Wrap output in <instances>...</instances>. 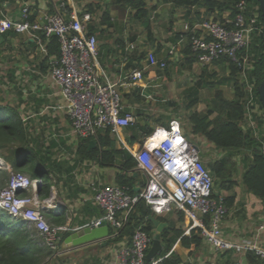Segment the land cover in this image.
<instances>
[{"label":"trees","instance_id":"1","mask_svg":"<svg viewBox=\"0 0 264 264\" xmlns=\"http://www.w3.org/2000/svg\"><path fill=\"white\" fill-rule=\"evenodd\" d=\"M26 2L27 0H20ZM49 14H53L55 9L63 4L60 11L68 15L71 11L66 0H59L58 3H52V0H45ZM241 2L245 4V17L247 23L251 19H255L252 25L254 31L251 33V41L248 46L239 52V63H234L228 58H220L213 62L218 67L221 77L215 72H207L206 67L202 68L201 76L195 83V86L188 91L186 99L188 100L185 109L189 112L185 115L183 121L177 119L182 127V131L187 134L190 140L202 150V147L211 145L210 152L203 151L201 159L206 165L213 179V197H224V203L228 211L231 210L236 201V194L233 192L237 186L254 196L256 199L264 203V138L261 136L254 137V131L251 128L242 127L244 118L246 117V101L248 97L247 86H252L253 98L258 110L263 113L264 109L259 100L258 89L264 82V18L261 16V10L258 0H174L175 7L191 9L192 7L204 8L205 17H211L216 14L215 22L224 23L222 15L229 13L230 20L237 13V5ZM115 7L123 10L129 9V17L131 20L142 24L147 33H150L149 11L146 8L144 0H114ZM38 4L30 6L31 16L28 21L34 22L37 18ZM86 12L92 14L94 10L100 9L99 5L89 4ZM89 8V9H88ZM94 9V10H93ZM82 16H80L81 18ZM208 20V19H207ZM205 20L204 17L197 16L195 24H200ZM109 16L103 12L101 14L100 24L111 26L109 24ZM194 23L189 22L187 25L184 38L186 44L180 52L183 61L182 64L166 63L162 74L170 78L174 70L176 74L182 71H190L193 64L197 63L196 53L191 48L190 38L193 35H199V32L193 29ZM113 26H116L114 23ZM86 32L89 36L96 33L95 24L90 19L86 25ZM39 41H28V47L32 51H39L41 45H46V55H42V59L37 64L38 75L35 81L40 77L48 74L50 70V59L58 57L59 44L55 36L45 38L42 32H37ZM2 37V36H1ZM20 39L19 35L8 32L3 35L2 46H9V39ZM179 39V36H177ZM173 41L175 44L178 39ZM134 42V37L128 38V43ZM120 54L123 59L127 60L128 69H141L140 62L145 59V53L133 49L126 53L124 41L117 40ZM99 53V52H98ZM99 55V54H98ZM248 56V63L245 64L243 57ZM126 68V69H127ZM19 69L9 68L7 70L6 80L9 87L14 86L16 74ZM25 74V72H23ZM215 79L207 82V78ZM245 81H244V79ZM208 88L212 93V98L207 104L205 111L200 113L193 110L199 103V90ZM17 88L14 86L13 88ZM131 92L132 102L141 104L144 98L141 96L140 88L134 87ZM18 104L2 105L0 99V155L11 166L14 172L25 170V174L31 179H38L43 184L41 187V196L43 198L50 197L51 180L50 174L53 173L55 163L51 154L44 151L40 146V139L36 133H32L29 127V121H25L21 116L19 106H23L25 100L22 99L23 91L18 89ZM129 95H122L127 100ZM35 113H39L40 108L45 103L44 99L33 97ZM130 99V98H129ZM174 106L173 103H168ZM176 107V106H175ZM126 112H132L135 117V124L126 131V141L130 144L142 143L149 136L154 128L149 125L151 117L143 115L139 108H133L125 105ZM176 118L158 117L154 120L159 126L168 127L169 123ZM29 120V119H28ZM253 120L257 124V128H262L264 119L260 116H253ZM95 141L96 146L89 149V142ZM209 148V147H208ZM220 152L222 155L217 157L214 153ZM201 153V152H200ZM76 163H92L99 168H107L115 170L114 185L126 188L132 196L137 194L132 191L133 187L144 185L141 179V171L137 169V163L131 154L122 148L114 135L109 129L97 130L94 137L77 138V146L75 151ZM239 176V180L236 177ZM1 183L6 180L5 173H0ZM91 208V206H90ZM91 214L99 217L104 215L103 211L97 206H92ZM179 219L182 221V214L178 213ZM67 212L62 210L58 214H47L45 217L51 225H65ZM155 215L150 206L143 200L132 207L128 213L126 220L121 229L114 230L109 228V235L114 236L109 240V244L124 242L129 244L133 233L140 229L144 231L150 239L153 235V225L149 217ZM158 219V218H157ZM160 220V219H159ZM90 221H83L81 226L89 225ZM72 231L61 233V242L70 235ZM182 230L174 229L170 223L165 228L160 239L163 242V249L156 258H162L161 264H183L178 255L171 253L172 246L176 240H180L181 246L194 252L199 249L205 242L198 229L192 230L189 234L184 235ZM234 251H226L232 254ZM244 259L247 264H264V260L255 255L252 251L244 252ZM0 264H63V258L57 256L55 252L42 247L40 239L34 231L26 229L19 222L11 221L5 212L0 210ZM189 264V263H184Z\"/></svg>","mask_w":264,"mask_h":264},{"label":"built area","instance_id":"2","mask_svg":"<svg viewBox=\"0 0 264 264\" xmlns=\"http://www.w3.org/2000/svg\"><path fill=\"white\" fill-rule=\"evenodd\" d=\"M62 7L63 4L59 5L53 14L43 12L30 23V5L25 4L18 20L0 19V36L13 32L28 35L35 42L39 41L37 32H42L45 38L55 36L59 55L50 59L48 76L58 88L63 105L57 108L65 111L72 134L77 138H88L94 137L97 130L109 129L118 137L135 124L132 112L125 111L120 89L141 86L143 73L134 70L121 82H101L97 68L98 42L85 28L90 16L84 14L80 18L75 10L66 15L60 11ZM244 12L245 4L241 2L231 20L224 23L207 20L199 24V35L190 38L197 63L211 65L223 57L239 63V52L248 46L255 24V19L247 23ZM130 49H133L132 45ZM39 50L46 55L45 44ZM146 65L163 70L166 63L158 60L154 53H148ZM247 92L246 118L253 128L252 115L257 113L258 107L251 85L247 86ZM121 143L135 159L137 169L145 175L146 181L136 196L115 185L94 187L92 201L104 215L89 225L105 223L114 230L121 229L132 207L138 200H143L156 215L170 210L181 213L186 222L184 234L200 230L204 241L217 252L252 251L264 260V248L256 243H235L223 237L221 224L229 212L224 197H213L212 176L200 157L199 148L186 138L179 121L172 120L168 127L156 126L136 146ZM2 166L0 157V173L5 170ZM42 184L22 172H10L4 183L0 178V210L11 221L34 231L42 247L57 252L61 233L71 229L68 225L56 226L48 222L45 213L57 204L54 197L41 196ZM260 230H264V219ZM150 245V237L144 231L136 230L131 242L115 251V264H161L162 258L146 262Z\"/></svg>","mask_w":264,"mask_h":264},{"label":"crops","instance_id":"3","mask_svg":"<svg viewBox=\"0 0 264 264\" xmlns=\"http://www.w3.org/2000/svg\"><path fill=\"white\" fill-rule=\"evenodd\" d=\"M173 1L144 0L146 8L149 11L150 19V33H147L146 28L142 24L130 19L129 9L123 10L120 7H115L113 5L114 0H66L69 8L75 10L79 17L88 14L86 7L89 4L99 5L100 9H93L95 12L88 15L96 27V33L94 35L98 42L99 55L97 68L100 80L103 83L121 82L132 71L140 70L143 73V82L139 88L144 101L141 104H136L134 101H131L133 88L123 87L120 90L122 95L130 96V99H124L125 105L131 109L139 108L145 116L152 115L153 104L165 102L164 96L157 97L156 95L158 91L162 90V84H165V80L173 81L172 75L170 78H167L159 69L147 67V54L154 53L158 60L179 66L183 61L180 52L186 44L184 34L186 33L187 28L185 27H187L188 23H196L198 15L204 17L205 20L208 19L211 21H214L212 19L217 16L214 14L211 17H205L206 11L200 7H192L191 9L175 7ZM58 2L59 0H52V3ZM25 4L30 6L34 4L39 5L37 19L43 12L48 13L47 2L45 0H27L26 2L20 0H0V19L10 18L18 20L21 9ZM103 12L110 18L109 24L111 26L109 27L108 24H100L101 14ZM222 19L223 21L230 20L229 13L225 12L222 15ZM114 23L116 26H113ZM195 23L193 29L199 32L197 30L199 24ZM131 36L134 37V42L128 43V38ZM177 36H179V39ZM2 37L0 36V44L3 43ZM19 37L20 39H9L10 45L0 48V65L8 69L21 68L25 74L23 73L24 75L20 76L17 73L16 79L24 77L27 83L35 85L33 93L30 92V94L24 95L25 91H23L22 99L25 100V104L27 105V107H23L24 109H34L35 101L32 99L33 97L45 100L39 113H35L34 115L40 119L42 118V125L50 127L58 135L57 139L55 137L51 139L52 141L47 147H44L40 142L42 149L51 154L52 160L56 165L52 169L53 173L50 174L49 179L52 185L50 197H56L57 207L49 209L46 213L58 214L62 210H65L67 212L65 225L70 227L72 231L70 233L71 235L73 232L86 226H81L83 221L87 220L90 221L89 223H92L101 218L95 214H91L92 206L95 207L92 201L93 188L113 186L115 170L112 168H99L92 163H76L75 151L77 137L71 132L70 121L65 111L57 108L63 105L58 88L52 83L48 74L40 77L37 81L34 80V75H38L37 64L42 59L43 54L40 50L34 52L31 47H28L27 42L31 41L28 35L23 34L19 35ZM176 38L178 41L173 44ZM120 39L124 41L126 53H129L133 49L145 53V59L140 62L141 69L127 68L128 62L122 58L121 51L116 43ZM249 41H251V35ZM131 45L133 47L132 50L130 49ZM243 60L247 64L249 60L248 56H244ZM199 66L204 68L209 65L203 66L195 63L190 71L182 72H195ZM215 67L218 69L217 66ZM154 112L155 114L163 113L159 109H155ZM254 115L264 119L263 113L257 108V113L252 115V121L255 124L254 127L252 128L250 126L249 120L246 117L244 118L242 127L245 129L251 128L256 138L259 139L261 136L264 138V125L260 129L257 128V124L253 120ZM148 123L153 128L159 126L151 118ZM35 130L33 132L39 137L37 130ZM126 132L124 131L118 137L116 136L118 144L122 148L121 142L128 146H136L137 143L130 144L126 141ZM208 147L210 149L211 145H208ZM214 155L220 157L222 154L217 152ZM141 179L145 183L146 178L144 174H141ZM236 179L239 180V176ZM233 192L236 194V201L221 224L223 237L235 243L250 241L264 248V230H260V225L264 219V203L251 194L246 193L240 186L235 187ZM154 215L157 221L166 225L163 230L170 223L174 229L184 232L186 222L184 219L182 221L179 219L178 212L170 210L159 215ZM107 227L108 229L111 228L108 225ZM154 233L155 228L153 229V235ZM112 237L114 236L109 235L106 239L79 248H68L64 246L65 238L60 245V249L58 248L55 254L63 258V264H115V251L121 246L128 244L124 242L114 245L109 244L108 242ZM161 243L163 244L162 241ZM172 252L178 255L183 264H247L244 259V252H233L232 254L217 252L207 242H204L199 249L191 252L183 248L178 239L172 246Z\"/></svg>","mask_w":264,"mask_h":264},{"label":"rangeland","instance_id":"4","mask_svg":"<svg viewBox=\"0 0 264 264\" xmlns=\"http://www.w3.org/2000/svg\"><path fill=\"white\" fill-rule=\"evenodd\" d=\"M202 68L200 67L195 70V72H182L181 75L176 74L177 70L173 71V81L171 82L170 80H165V84H162V90L158 91L157 97L164 96L165 97V102L164 103H155L150 106L153 107L152 110V115H149L154 121L158 117H170V118H176L179 119L180 121H183L185 115H187L189 112L186 111L185 106L188 103V100L186 99V96L189 94L188 91H190L191 88L195 86V83L199 80L202 72ZM8 68L4 67L3 65H0V99L2 101V105L9 104V105H16L18 104V89L21 91H25L24 95H27L30 92L33 93V89L35 90V85L29 84L24 80V77H21L20 79H16L15 82L13 83L14 86L17 88L14 90V86L9 87L7 85L6 74H7ZM206 71L209 72H215L218 77H221V73L219 70L214 66V64H211L206 67ZM18 74L20 76L24 75L23 70L19 68ZM207 82H212L215 79H210L206 77ZM171 89V90H170ZM160 90V89H159ZM168 91V92H167ZM160 92V93H159ZM212 98V93L208 88H203L199 90V99L200 103L193 109L196 110L200 113L205 111V108L209 101ZM168 103H173L174 106H169L167 105ZM176 106V107H175ZM27 107V105L24 103L23 106H19V111L21 116L24 117L25 121L32 122L29 123V127H31L32 133L36 129L37 130V135H39L40 142L44 147H47L49 143L52 141L51 139L55 137L57 139L58 135L57 133L53 132L50 127L43 126L42 125V118L40 119L39 117H35V110L34 109H24ZM24 109V110H23ZM155 109L161 110L163 113H157L155 114ZM30 110V111H29ZM29 119V120H28ZM34 129V130H33ZM35 130V131H36ZM208 151L210 152V149L208 147H202V150H200V157L203 153V151ZM2 158V169L5 168L4 173L6 178L9 176V173L12 172L13 170L11 169V166L4 160V158L0 155ZM202 158V157H201ZM22 173H25V170H21ZM55 197V196H54ZM56 202V197L54 198Z\"/></svg>","mask_w":264,"mask_h":264},{"label":"water","instance_id":"5","mask_svg":"<svg viewBox=\"0 0 264 264\" xmlns=\"http://www.w3.org/2000/svg\"><path fill=\"white\" fill-rule=\"evenodd\" d=\"M261 10V16L264 18V0H258ZM259 100L264 109V82L258 89ZM186 138L189 139V136L186 135ZM96 146L95 141L89 142V149H92ZM141 187L135 186L132 191L136 194L140 192ZM152 225L155 228V233L152 236L151 245L146 255V262L149 263L152 259L156 258L163 249V244L160 240V235L163 228L166 226L164 223L157 221L153 217H149ZM109 229L105 223H101L98 226L89 225L85 226L80 230L73 232L71 235L66 237L64 240V246L68 248H79L83 246L90 245L92 243L101 241L103 239L108 238Z\"/></svg>","mask_w":264,"mask_h":264}]
</instances>
